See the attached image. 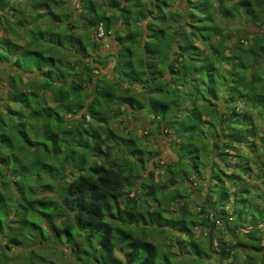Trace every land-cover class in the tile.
Returning <instances> with one entry per match:
<instances>
[{
  "label": "trees",
  "instance_id": "1",
  "mask_svg": "<svg viewBox=\"0 0 264 264\" xmlns=\"http://www.w3.org/2000/svg\"><path fill=\"white\" fill-rule=\"evenodd\" d=\"M75 1L71 6L67 0H0V237L6 240L0 242V264H59L43 253L54 254L62 247L70 249V255L64 257L70 264H204V256H211L208 242L206 250L198 241H191L194 254L160 251L150 237L141 236L140 226L191 237L187 222L208 228L215 223L227 225L230 215L224 207L228 198L232 195L233 205L237 204L232 213L241 215L247 188L233 179L239 185L231 192L221 188L217 203L209 184L196 212L202 215L199 224L197 214L185 204L180 213L176 207L168 211L169 203L161 202L168 189L180 196L176 176L185 172L180 164L185 154L173 163H156L168 175L160 185L161 198L153 181L133 187L131 179L142 174L150 151L144 152L136 138L116 134L105 113L113 102L145 110L160 132L173 133L175 146L178 131L185 132L193 145L199 130V136L213 143L203 151L214 156L210 166L203 161L201 172L196 161L191 164L196 178L204 172L207 183L215 167L222 176L221 166L248 174L237 161L243 154L230 159L227 151L240 150V144L249 153L256 152L252 138L257 137V123L244 122V127L235 130L228 121L239 114L236 105L229 114L227 109L217 110L216 102L202 95L206 107L200 112L195 93L204 85L212 94L210 99L239 98L243 107L249 102L264 114V71L260 72L264 64V0H182L188 4L187 16L180 9L181 0ZM231 22L234 35L228 28ZM246 26L256 29L244 33ZM99 27L102 37L111 36L117 47L112 55L113 82L100 74L108 60L95 53L101 45ZM227 71L235 74L244 89L236 97L229 94L236 90L235 85L228 86L227 94H220L221 90L215 94L212 89L220 73ZM169 89L183 95L168 101L155 98ZM181 111L184 115L188 111L187 120L183 116L175 119ZM203 122L214 126L208 135L200 127ZM259 139L264 142V133ZM114 146L120 154L114 153ZM261 167L264 175L263 164ZM225 176L237 178L231 173ZM214 178L224 184L221 176ZM141 188L143 195H137L135 190ZM261 192L264 199V186ZM155 200L158 205L153 208ZM205 205H211L214 212ZM251 221L264 226V206ZM213 237L216 239L215 233ZM255 241L258 244L219 241L216 245L229 264L238 259L239 249L248 258L241 264H264V245L260 238ZM13 247L19 248L18 254L12 252Z\"/></svg>",
  "mask_w": 264,
  "mask_h": 264
},
{
  "label": "rangeland",
  "instance_id": "2",
  "mask_svg": "<svg viewBox=\"0 0 264 264\" xmlns=\"http://www.w3.org/2000/svg\"><path fill=\"white\" fill-rule=\"evenodd\" d=\"M74 3H75V0H67L68 5L72 6L74 5ZM178 3L181 4L180 9L184 11L185 16H187L186 15L188 11L187 9H189L188 4H186V2L182 0ZM76 13L77 12L75 11L73 13V16H75ZM234 19L235 21H241L240 23L243 22V18L234 17ZM216 22L220 23L218 20H216ZM228 26H230L228 28L231 31V34L234 35L235 31L233 28L231 29V27H234V23L231 22ZM251 27H247V26L244 27L243 28L244 33H250L251 30L256 29L254 26H251ZM263 28H264V24H263ZM232 38H235V36H233ZM110 40L111 39L109 37H102V45H104V47L111 48L112 44L114 43L112 42L111 44ZM195 44L202 47V44L199 41H195ZM114 48L109 49L108 53L114 51L113 50ZM59 49L60 51H62V47H60ZM98 53H102L101 50H98ZM105 61L106 59H104V62ZM112 67H113V62L110 60V62L103 68L102 72L100 73V74H106L108 76L109 78L108 82L109 80L111 82L115 80L112 77V76H115V74L111 72ZM237 67H235L236 71L239 70V66ZM226 68H228V65L226 66ZM259 70L260 69L258 67L257 71ZM263 71H264V64H263V69H261L260 72H263ZM220 74L224 75L225 78L222 77L221 75L218 76L217 74H215V77L218 76L217 82L214 84V86H212V89L214 90L215 94L216 93L219 94L220 90H221L220 94H227L229 92L228 86H231V85L236 86L235 88L236 90L233 93L231 92L229 93L233 97H236L238 95V92L244 91V89H242L240 81L239 80L236 81L234 79L235 74H232L231 72H228V71L225 72V74H222V73ZM240 74L241 76L243 75V70L241 69H240ZM1 76L2 74L0 75V77ZM218 81H221V82L218 84ZM124 83H127V82L125 81ZM199 87H200V90L198 91L200 94L197 92L195 94L198 96L197 102H198V108L200 112L204 110V107H206L204 106L205 102L203 103L204 100L203 101L201 100L202 95H203L206 100H209V101L212 100L211 101L212 103H214L215 101L217 104V108H218L217 110L219 111L223 109H227V111H229L228 113L230 114V112L232 111L231 107L233 105L237 106L236 110H238V113H239L237 115L238 117L236 115H231L230 117L232 120L228 121L231 127L235 128V130H239L240 125L244 127V122L249 123V124L257 123L256 125L258 126V128L255 131L257 133V137L252 138V141L255 143L254 145H256V149L254 148L256 152L249 153L248 149L240 144H239L240 150L229 149L227 151L230 159H233L235 154L237 155L243 154V156L241 155L240 158L241 157L245 158L246 156L248 157L247 160L244 158L243 159L237 158L238 160L237 159L233 160V161L237 160L238 163L240 164V167H243V169H246L245 172H248V174H245V173L242 174L241 169L240 170H236V169L233 170L231 168L225 169L224 167L221 166L220 168L221 169L223 168V170L225 171V174L223 176H222V171H220L218 167H215V170L213 168L211 171V179L210 178L208 179V183L206 182L205 179L202 178V176L205 174L204 172H203L204 174L202 173L203 175L197 174L198 176L196 178V173L193 172V166L191 164V160L197 162L199 166V170H198L199 172H201L202 163L204 160H206L207 165L210 166L212 163L213 154L210 153L209 150L203 151L204 150L203 148L208 147V145L210 146V148H212V145H213V143L211 142L212 139L199 136L200 132L198 130L195 132L193 136V140H192L193 145H191V140L187 138V135L185 134V132L178 131V136L176 137L177 138L176 141L178 145L175 146L174 145L175 140H174L173 133H171V135L165 134L164 133L165 130L163 132H160L159 129H157L155 126L156 123H152L151 117L147 114L145 110H142V109L132 110V108L128 105H119L113 102V103H110L109 108L105 113L108 126L118 135H122V136H125L127 138H132V139L136 138V142L138 143V145H141L145 149L144 152H147L148 150L150 151L149 159L144 164V167L142 169V174L141 173L136 174V178L131 179L133 183V187L134 185L135 186L139 185L140 187V182H143V181H145L144 183H147V184H151L153 181V184L155 188L157 189L156 195L158 198H161L162 196L161 191L163 189L160 187L162 186L161 184L167 181L168 175L164 169L162 170V169L157 168L156 163H159V161L160 162L163 161V163L165 164L176 162L179 158H181V155L184 153L185 156L182 157V159L180 160V164L183 166L185 172L184 174H179L176 176V180H177L176 188L180 190L178 192L180 196L175 197L174 195L175 192L173 193V188H172V191L168 189V191L164 193L165 200H162L161 203H169V205L167 206V210L170 211L176 207V209H178V213H180L181 208L185 204V206H187L190 209V211L195 213L196 215L197 214L196 212H198V209H199L198 205L199 203L203 201L204 194L206 193L207 187H209V184L213 185L214 187L213 188V192L215 196L214 199L217 200V203H220V197L218 196V193L219 194L222 193L220 190L224 189L227 192L228 191L231 192L234 186L239 185V182L233 183V179L234 180L239 179L241 180L242 184L245 185L243 188H247V192L245 193L243 192V196L246 198V201L244 202L246 207L244 208L242 204H240L241 205L240 207L241 215L232 213L234 209H237V204L233 205L234 204L233 196L230 195V197L228 198V205L224 207L228 216L230 215L229 218H226V220L228 221V224L227 225H223L219 223L216 224L217 226L213 229V233H215V237H216V239H214L213 237V240H214L213 249L219 251L218 245H216V243L219 241H226L230 244H233L236 242H247L250 245H255V244H258L259 242V241H255V238H260V243L264 245V226H262L261 223H258L260 225L256 224L257 225L256 226L255 224H253L254 221H251V218L253 214L256 213V210L264 206V199L260 198L261 193H262L261 191L263 190V186H264L262 182L264 180V175L262 174V171H261V168H262L261 164H263L264 166V142L259 139V136L262 133H264L263 132L264 131V114H262L259 110H257V108L253 107L249 102L248 104L244 106L245 107L244 108L243 103L241 99L239 98H237V101L234 98L233 100L235 101H229L226 99V97H224L223 99H219V100L210 99L209 97L212 96V94H209L207 88H204V85H201ZM136 88L140 90L139 87H136ZM192 91L193 90L188 91L186 93L189 94ZM182 95H183V92L180 94L174 89H169L168 92L165 91L162 94H155L154 96L157 99L168 101V100L177 99L178 97H181ZM137 97L141 99L142 95L139 94ZM206 105H208L207 102H206ZM208 106L212 107V105L211 106L208 105ZM174 111H175V108L173 107V112ZM187 113L188 111L184 115V113L181 111L180 115H177L175 119L178 116L179 118L183 116L182 118L184 120H187V117H186ZM79 118L80 117L78 116V120L81 119ZM207 119H208V115H207ZM209 119H211V117ZM185 122H187L186 125L190 124L188 121H185ZM192 123L195 124V122L193 121ZM225 124L226 122L223 121V125ZM169 126L170 125L167 124L166 128H169ZM200 127L202 131H205L208 135V131H210L214 126H211L210 124L203 122L200 125ZM216 128L220 130L218 124ZM242 133L244 132L242 131ZM189 135L190 133L188 134V136ZM180 144H183V146H185L186 148L184 147L183 149L179 148ZM113 149H114V153L120 154L116 146H114ZM222 150L224 151V149ZM145 156H147V154H145ZM256 161L259 163V165L257 164ZM213 164L214 166H216L215 163ZM208 172H209V168H208ZM230 173L237 176V178L236 177L232 178L231 176L230 178H228L225 176V175H230ZM213 175L221 176V178H223L224 184H222L221 181L217 183V181L219 180L215 178L213 179ZM143 190L144 188L143 189L141 188L140 191L135 190V193L137 195H141V194L143 195L144 193ZM10 195H12V193ZM151 197L152 195L150 196V198ZM152 203H154L153 208L157 207L158 204H156L157 203L156 200ZM205 207L207 210L214 212V210L211 208L212 207L211 205H205ZM163 215L166 217L167 213L164 212ZM173 217L177 219L176 215H174ZM201 217L202 215L197 214L198 224L201 222L200 221ZM15 218L17 219L18 215H16ZM187 224H188L189 229L191 230V237H187L186 235L176 233V232L174 234L173 231L166 229V228L159 229V231H151V230H154L155 227H149V226L143 225L142 227L140 226L139 229H141L140 233H142L141 236L143 238L146 239L150 237L153 242L159 245L160 251L177 252V251L182 250V251H189V253L194 254L193 252L194 249L192 248V244H190V242L193 240L198 241L200 245L202 246L201 248L207 250V242H208L207 236H208L209 228L204 225L197 226V227L191 226L189 222H187ZM241 227H247L250 229L245 231V230H241ZM216 228L217 230L215 231ZM256 228H260V229L257 230V232H254L253 234H246L248 231L252 229H256ZM5 241L6 240L4 237H0L1 243H5ZM248 249L250 251H254V249L249 248V246H248ZM240 250L241 249H239V251L237 252L238 259L233 260L232 262L233 264H241L242 260H248V258L245 255V251H240ZM12 252L14 254H18L19 248L13 247ZM208 252H210V249ZM70 253L71 252H70L69 247L68 248L62 247L60 252L56 251L54 254H52L48 251H45L43 254L45 257L50 258L58 262L59 264H70L69 261L65 260L66 256L70 255ZM115 254L120 256L118 252H115ZM16 260L20 261L19 259H16ZM229 263H230L229 260L227 261L223 259V264H229ZM204 264H218L217 258L212 254L209 257L204 256Z\"/></svg>",
  "mask_w": 264,
  "mask_h": 264
},
{
  "label": "crops",
  "instance_id": "3",
  "mask_svg": "<svg viewBox=\"0 0 264 264\" xmlns=\"http://www.w3.org/2000/svg\"><path fill=\"white\" fill-rule=\"evenodd\" d=\"M75 2H76V1H75ZM76 6L78 7V4H76ZM100 29H101V28L99 27V31H98V33H97V36H98V37H101V39L98 40V41L101 42V45L99 46V48L97 49V51H96L95 53H97V54L100 55L101 57H107L108 63H109L110 60H111V61L113 62V64H114V57H112V55H114V53L116 52L117 47H116L115 43L113 42L112 37L109 36V38L111 39V40H110V41H111V44H112V42L114 43V44H112L111 48H114V47H115V48L113 49L114 51L108 53L109 49H111V48H109V47H104V45H102V34L99 33V32H100ZM101 32H102V30H101ZM113 45H114V46H113ZM98 50H101L102 53H98ZM107 53H108V54H107ZM99 67H100V66H99ZM102 70H103V68H101L100 73L102 72ZM111 72H113V71H111ZM112 77H115V76H112Z\"/></svg>",
  "mask_w": 264,
  "mask_h": 264
},
{
  "label": "water",
  "instance_id": "4",
  "mask_svg": "<svg viewBox=\"0 0 264 264\" xmlns=\"http://www.w3.org/2000/svg\"><path fill=\"white\" fill-rule=\"evenodd\" d=\"M216 224H213L210 228H209V231H208V246H209V249H210V253H213V254H216L218 256V264H222L223 262V257L221 255L220 252L216 251L215 249H213V229L216 227ZM260 225V224H258ZM257 226V225H256ZM250 228H247V227H241V230H249Z\"/></svg>",
  "mask_w": 264,
  "mask_h": 264
},
{
  "label": "flooded vegetation",
  "instance_id": "5",
  "mask_svg": "<svg viewBox=\"0 0 264 264\" xmlns=\"http://www.w3.org/2000/svg\"><path fill=\"white\" fill-rule=\"evenodd\" d=\"M216 251H218V250H216ZM211 254L214 255L217 258V262H218V256L216 254H213V253H211ZM222 264H223V262H222Z\"/></svg>",
  "mask_w": 264,
  "mask_h": 264
},
{
  "label": "built area",
  "instance_id": "6",
  "mask_svg": "<svg viewBox=\"0 0 264 264\" xmlns=\"http://www.w3.org/2000/svg\"><path fill=\"white\" fill-rule=\"evenodd\" d=\"M99 33L102 34L101 29H100V32Z\"/></svg>",
  "mask_w": 264,
  "mask_h": 264
}]
</instances>
